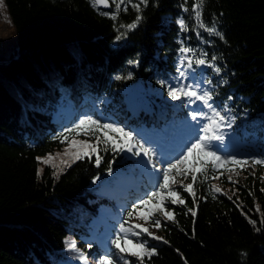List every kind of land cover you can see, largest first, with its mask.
Instances as JSON below:
<instances>
[{
    "label": "trees",
    "instance_id": "obj_1",
    "mask_svg": "<svg viewBox=\"0 0 264 264\" xmlns=\"http://www.w3.org/2000/svg\"><path fill=\"white\" fill-rule=\"evenodd\" d=\"M4 1L17 48L0 62V264H80L66 249L68 236L96 264L104 255L119 262L111 240L121 224L132 225L135 213L128 218V212L162 179L150 183L141 168L148 162L110 146L106 151L101 143L91 158L56 175L49 166L39 176L37 171L41 157L65 145L56 137L83 118L130 132L160 130L170 120L173 127L188 115V99L173 101L159 81L171 86L200 82L212 96L209 103L231 121L234 144L227 153L264 159V0H206L203 20L209 27L215 23L223 40L193 30L191 11L181 7L184 0H148L141 22L119 41L116 36L125 31L120 25L135 19L131 7L112 20L110 0L109 9L93 6L91 0ZM191 3L185 6L191 9ZM181 18L189 31H181ZM182 45L195 49L196 56L206 53L220 72L193 64L187 77L180 78ZM137 83L157 94L147 92L128 102L124 88ZM73 137L95 143L91 135L73 133L69 139ZM237 171L239 176L232 177L236 184L221 169L220 179H212L209 171L207 182L194 185L195 218L188 211L194 207L192 196L179 187L191 179L178 177L175 187L185 204L166 202L174 221L156 216L162 227L155 232L167 244L141 234L157 251L144 264H264V166ZM112 172L122 173L119 182H103ZM211 185L221 189L216 199ZM101 216L112 225L100 221ZM135 262L139 264L134 257Z\"/></svg>",
    "mask_w": 264,
    "mask_h": 264
},
{
    "label": "snow or ice",
    "instance_id": "obj_2",
    "mask_svg": "<svg viewBox=\"0 0 264 264\" xmlns=\"http://www.w3.org/2000/svg\"><path fill=\"white\" fill-rule=\"evenodd\" d=\"M91 2L93 6L101 4L105 7L109 6V0H91ZM112 3L115 5V12L110 14L112 20H116L121 11L127 12L129 7L136 12L133 22L127 25H120V28L125 29V31L116 36V40L119 41L127 35V32L134 30L141 22L143 17L140 13L142 12V7L148 5V0H112ZM205 3L206 0H192L191 9H189L185 6L188 4V0H184L181 7L184 12L191 11L192 19L195 21V28L193 30L202 29L209 35L218 36L223 40L224 37L219 31H217L215 23L209 27L203 20ZM4 6V0H0V9H3ZM104 15L109 14L104 13ZM177 23L181 31H189V26L183 18L178 19ZM199 35V31H197V36L199 37ZM179 52L181 54L180 65L177 70L180 78L187 77L188 69H191L193 64L196 66L208 64V66L212 67L216 73L220 72L218 67H215L214 64H210L207 61L206 53L201 52L199 56H196L195 49L183 45L179 49ZM212 60L215 61L216 57L213 56ZM129 63L135 62L130 61ZM181 68L184 70H181ZM125 78L130 79L131 75ZM116 79H122V77L117 76ZM159 83L161 87L167 86V94L173 101H179L182 98H187L190 103L200 101L203 107L211 112V116L206 114L203 115V119L208 121V123L203 124L201 129L203 134L199 135L178 158L174 159L172 162H168L166 166L157 169L158 172H162V179L158 180V187L148 194L145 199L140 200L139 203L133 207L132 211L128 212V218H132L135 213L138 219L144 221V224H135L127 228L124 224H121L120 233L111 240L112 247L117 250V253L120 255L124 264H130L129 260L125 259V256L135 257L139 261V264H144L145 258L150 259L157 254L155 247H149L147 241H134L130 239L129 233L136 237L141 236V234H147L152 240L162 241L164 244L168 243V241L164 240L162 237L154 235L149 231V227H145L144 225L148 224L151 227L160 229L162 223L160 219L156 218L158 214L162 215L167 221H174L173 211L169 210L165 205L166 202L169 201L172 205L185 204V200L182 198L181 193L177 191L175 187L178 184V177H183L184 180L191 179V183L187 184L180 181L179 187L192 196L194 207L189 208L188 211L195 218L197 215L195 210L197 197L194 185L198 181L201 183L207 182L210 178L209 171L213 173L211 176L212 179H220V177L223 176V172H220L221 169L239 176L237 168L245 170L249 165L264 166V159L255 157L250 159H238L231 155L221 156L217 151L212 150L214 147L211 143L212 141H224V134H222L219 129L226 121L227 126L231 127V121L209 103L212 96L208 90H201L199 84L194 86L192 84H184L180 82L176 86H171L166 85L165 81H159ZM225 111H227V109H225ZM191 115L192 119L196 120L199 113L193 112ZM232 119L234 120V118ZM73 133L76 135H91L94 137L95 143H90L88 140H77L74 137L69 139ZM97 133H102L103 139H101V136L97 135ZM56 139L61 140V143H67L68 146L64 149L63 154L57 153L56 157L49 154L42 159V163L46 165L51 164L52 167L57 168L58 171L61 172L63 171V168L60 167V165L70 167L71 163H74L77 160H82L85 157L91 158L93 154L97 153V146L101 143L105 146L106 151L110 146L113 152H129L133 156L138 157L143 154L144 157L148 158L147 162L152 164L153 168H156V164L153 163V158L156 157V153L151 148L145 147L144 144L140 143L132 132L126 131L124 128L111 123H101L99 120L92 119L91 117L81 119L79 123L72 128L66 129L65 132L61 133V136L56 137ZM63 157H66L67 159H64ZM57 158H60V165L54 163V160ZM100 163L101 157L96 155V165L99 166ZM161 163L164 162L161 161ZM229 165L231 167H229ZM109 171H111V163H109ZM216 173H219V175H215ZM39 174L40 170L37 171L38 176ZM54 175H56V173H54ZM201 177L203 180H200ZM227 179L229 183H238V181L233 180L232 175H229ZM260 179L264 181V176L260 177ZM211 191L213 193L212 198L216 199L215 193H220L221 189L216 185H211ZM261 191L264 192V188H262ZM249 195H251V192ZM228 199L231 200L232 197L229 196ZM257 211H259L258 208ZM249 222L254 223V221L251 220ZM262 223H264V221H262ZM66 247L68 250L74 251L78 254L77 259H79L81 264H86L88 257L77 248L75 241H66ZM98 264H116V261L112 256L104 255L99 258Z\"/></svg>",
    "mask_w": 264,
    "mask_h": 264
},
{
    "label": "rangeland",
    "instance_id": "obj_3",
    "mask_svg": "<svg viewBox=\"0 0 264 264\" xmlns=\"http://www.w3.org/2000/svg\"><path fill=\"white\" fill-rule=\"evenodd\" d=\"M110 1L112 2V0ZM113 6L115 7L114 4ZM16 40L17 39H16L15 27L11 21L9 13L8 15H6L5 13H3L2 10H0V61H5L9 57V55L12 54L16 50L17 48ZM182 83L192 84L194 86L196 84H199L200 89L203 90L200 82H194L190 79L187 82L183 80ZM173 85L176 86L177 83L174 82ZM124 90H125L126 96H130V98L127 100L128 102L137 101L142 98H145L146 95L144 94L147 92L153 95L157 94V92L153 91L149 87H144L143 85L139 83L125 87ZM187 106L189 108L188 115L179 121H175L173 128L167 126L160 130H152V131H146L145 129L137 128L134 131H132L133 135L139 140L140 143L144 144L145 147L151 148L156 153V157L153 158V163L156 164V168H153L152 164L150 163H147L144 166L142 165V167L140 166L141 168L144 169L145 174L147 175V178L149 179L151 183L155 184V182L160 177L162 178V172H158L157 169L162 168L163 166H166L168 162H172L174 159L178 158L179 155H181L183 151H186V148L190 146V144L194 142V140L197 139L199 135L203 134L201 132L203 124L208 123L206 119H203V115L206 114L208 116H211V112L208 109L204 108L200 101H196L195 103H190L187 101ZM193 112L199 113L196 120L192 119L191 114ZM169 124H171V120L169 121ZM117 126L120 127V125H117ZM219 131L222 134H224V141L223 142L212 141L211 143L212 145H214L212 150L217 151V153L221 156L231 155V156L239 157V159H243L242 155L239 156L240 154L234 155V152L227 153L226 151L227 147L234 144V135L232 131L229 129V127L227 126V124L225 123L219 129ZM75 139L88 140L90 143H94V141L90 139L82 138V137L80 138L78 137ZM67 146H68L67 143H65V145L63 146L61 150L55 151L54 153H52V155L56 157L57 153L63 154V151ZM171 155H174L176 157L172 156L169 159ZM46 156L40 158V162H41L40 172L41 173L43 172L45 166L52 167L51 164L46 165L42 163V159L45 158ZM134 157H136L138 161H148V158L144 157L143 154H141V156L139 157L138 156H134ZM63 158L67 159L66 157H63ZM161 161H163L164 163H161ZM54 163L57 165H60V158L55 159ZM60 167H62L63 169L65 168V166L63 165H60ZM54 171L55 173L61 172V171H58L57 168H54ZM229 175H232V177L233 176L237 177V175H235L234 173H230ZM121 176H122V173L120 172H112L104 179L103 182H109V181L119 182L120 180L119 177ZM99 220L107 221L108 225L109 223L110 225H112L113 223L111 221H108L107 218L104 216H101ZM96 221L98 220L96 219ZM131 224L132 225L144 224V221L138 219L137 216L135 215V218L133 219ZM144 226L149 227L148 224H145ZM155 230L156 228L151 229L149 227V231L157 236ZM129 238L134 241H137V240L146 241V239L143 238L142 236H139V237L132 236L131 233H129ZM73 240H74V237L68 236L67 241H73ZM66 249L68 248L66 247ZM77 255L78 254L76 252L72 251L71 260H75L77 263L81 264L79 259H77ZM117 256L119 258V262L117 264H124L123 260L120 258V255L118 253H117ZM132 258L134 257L125 256V259L129 260L130 264H138L137 262L131 263ZM86 264H96V261L88 258L86 261Z\"/></svg>",
    "mask_w": 264,
    "mask_h": 264
},
{
    "label": "water",
    "instance_id": "obj_4",
    "mask_svg": "<svg viewBox=\"0 0 264 264\" xmlns=\"http://www.w3.org/2000/svg\"><path fill=\"white\" fill-rule=\"evenodd\" d=\"M110 6H111V4H110V1H109V6L105 7L103 4H101V5H98L97 7L102 8V9H109ZM0 62H3V61H0Z\"/></svg>",
    "mask_w": 264,
    "mask_h": 264
},
{
    "label": "bare ground",
    "instance_id": "obj_5",
    "mask_svg": "<svg viewBox=\"0 0 264 264\" xmlns=\"http://www.w3.org/2000/svg\"><path fill=\"white\" fill-rule=\"evenodd\" d=\"M4 5H5V1H4ZM0 10H2L3 11V13H5L6 15H8V10H7V7H6V5L4 6V8L3 9H0ZM102 242H103V240H101ZM104 243V242H103Z\"/></svg>",
    "mask_w": 264,
    "mask_h": 264
}]
</instances>
